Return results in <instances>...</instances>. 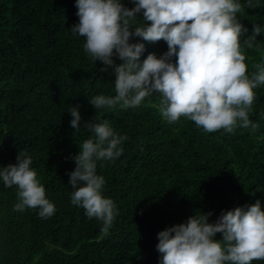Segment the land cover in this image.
I'll return each instance as SVG.
<instances>
[{
	"label": "trees",
	"instance_id": "trees-1",
	"mask_svg": "<svg viewBox=\"0 0 264 264\" xmlns=\"http://www.w3.org/2000/svg\"><path fill=\"white\" fill-rule=\"evenodd\" d=\"M76 2L0 0V167L16 164L25 151L45 198L55 205L47 218L39 216V208L18 212L17 186L5 188L0 179V264H160L161 231L201 212H211L209 223H215L222 212L257 201L264 210V85L254 89L249 113L255 131L239 121L231 133H207L183 116L170 123L161 115L159 93L135 108L96 110L89 100L114 97L116 77L114 68L101 71L105 65L84 51L85 37L71 33L79 23ZM121 2L134 7L132 0ZM238 2L237 19L247 29L241 52L251 78L254 66L264 64V0H252L255 8L248 7L249 0ZM144 23L140 13L133 27ZM254 25L261 33L248 48L244 41ZM129 42L145 45L140 62L168 51L164 40ZM75 106L82 117L78 132L70 127ZM89 121H107L126 137L122 155L96 161V174L105 180L102 195L118 213L106 232L102 221L71 203L69 173L76 167L71 158L94 138L84 127Z\"/></svg>",
	"mask_w": 264,
	"mask_h": 264
},
{
	"label": "clouds",
	"instance_id": "clouds-1",
	"mask_svg": "<svg viewBox=\"0 0 264 264\" xmlns=\"http://www.w3.org/2000/svg\"><path fill=\"white\" fill-rule=\"evenodd\" d=\"M132 3L134 7L129 9L121 0L76 2L79 23L70 29L71 33L85 37L84 51L95 62L105 65L101 71L114 68L116 77V95L94 96L90 105L96 110L135 108L146 97L159 93L161 115L170 123L183 116L207 133L221 129L231 133L239 121L240 127L255 131L258 125L249 120V113L255 100L254 89L264 85V64H256L257 71L249 78L240 42L247 29L237 19L236 14L242 11L238 0ZM257 6L249 0V8ZM140 13L145 23L133 27ZM260 33L261 28L254 25L253 35L244 44L252 48ZM132 37L148 42L164 40L168 51L159 58L150 53L140 62L145 45L130 43ZM114 56L122 63L115 65ZM70 115V127L80 131L79 106L72 107ZM84 127L94 133V138L85 140L79 153L71 158L76 165L69 173V184L74 189L71 203L82 207L90 219L102 221V230L106 232L118 213L114 202L102 195L105 180L96 174V161L114 160L122 155L120 145L126 137L116 133L107 121H89ZM31 164V156L19 151L16 164L0 167V179L5 188L17 186L16 211L39 208V216L47 218L55 213V205L45 198V188ZM211 215L194 214L186 223L158 233L160 264L264 261V210L260 201L222 212L215 223H209ZM217 233L222 234V240H214Z\"/></svg>",
	"mask_w": 264,
	"mask_h": 264
}]
</instances>
